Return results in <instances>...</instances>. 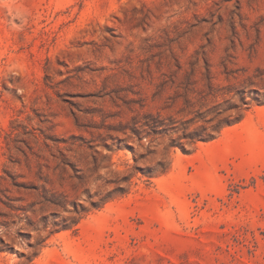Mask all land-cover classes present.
Returning a JSON list of instances; mask_svg holds the SVG:
<instances>
[{
    "label": "rangeland",
    "instance_id": "374dc122",
    "mask_svg": "<svg viewBox=\"0 0 264 264\" xmlns=\"http://www.w3.org/2000/svg\"><path fill=\"white\" fill-rule=\"evenodd\" d=\"M0 264H264V0H0Z\"/></svg>",
    "mask_w": 264,
    "mask_h": 264
},
{
    "label": "trees",
    "instance_id": "16d2710c",
    "mask_svg": "<svg viewBox=\"0 0 264 264\" xmlns=\"http://www.w3.org/2000/svg\"><path fill=\"white\" fill-rule=\"evenodd\" d=\"M210 88L213 86V84H210L209 85ZM213 90V89H212ZM216 95V94H214ZM242 100H244V97H241ZM259 102H262V100H258ZM224 102L226 103L227 107L226 109H223V110H236L235 112L236 113H233V114H229L228 116H225L223 117L216 125V127H214V131H206L205 133L203 134H196V133H192L190 132V138L193 139V140H204V141H209V140H212L215 138L216 134L218 132H220V129L225 126V125H232L233 123H236L238 121H240L243 117V114L239 111V105L236 104V103H232V101H230V99H225ZM222 103H217V105L215 106H219L221 105ZM219 111V113H221L222 109H220L219 107L217 108Z\"/></svg>",
    "mask_w": 264,
    "mask_h": 264
}]
</instances>
